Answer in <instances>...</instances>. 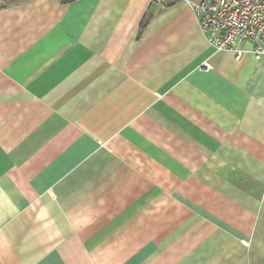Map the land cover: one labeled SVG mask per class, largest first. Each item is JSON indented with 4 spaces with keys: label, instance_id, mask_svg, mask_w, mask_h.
Segmentation results:
<instances>
[{
    "label": "crops",
    "instance_id": "crops-1",
    "mask_svg": "<svg viewBox=\"0 0 264 264\" xmlns=\"http://www.w3.org/2000/svg\"><path fill=\"white\" fill-rule=\"evenodd\" d=\"M189 0H0V264H264V54Z\"/></svg>",
    "mask_w": 264,
    "mask_h": 264
},
{
    "label": "built area",
    "instance_id": "built-area-1",
    "mask_svg": "<svg viewBox=\"0 0 264 264\" xmlns=\"http://www.w3.org/2000/svg\"><path fill=\"white\" fill-rule=\"evenodd\" d=\"M206 38L215 48L237 58L249 40L254 52L264 54V0H189Z\"/></svg>",
    "mask_w": 264,
    "mask_h": 264
},
{
    "label": "trees",
    "instance_id": "trees-1",
    "mask_svg": "<svg viewBox=\"0 0 264 264\" xmlns=\"http://www.w3.org/2000/svg\"><path fill=\"white\" fill-rule=\"evenodd\" d=\"M64 1H70V0H64Z\"/></svg>",
    "mask_w": 264,
    "mask_h": 264
}]
</instances>
